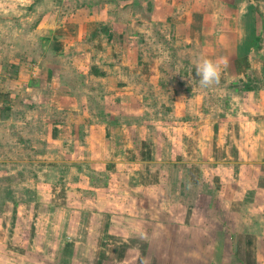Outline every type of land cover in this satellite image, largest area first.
<instances>
[{"label": "crops", "instance_id": "1", "mask_svg": "<svg viewBox=\"0 0 264 264\" xmlns=\"http://www.w3.org/2000/svg\"><path fill=\"white\" fill-rule=\"evenodd\" d=\"M195 1L96 0L72 15L58 17V25L49 26L50 18L43 17L39 31L46 30L47 36L39 39L41 54L33 53L22 64L11 61L15 66H0V183L12 179L13 183H22L20 189H4L10 201H15L12 204L27 200L34 207V203L42 204L44 194V199L52 201L53 190L47 181L51 167L69 163L87 168L90 164L104 171L109 168L110 182L104 189L111 205L120 198L124 206L133 198V208L137 214L143 212L144 224L150 225V231L141 232L130 226L132 218L127 212L116 215L107 204V209H99L103 219L106 213L113 223L116 217L122 219L119 227L110 223L104 228L110 235L144 240L147 248L143 260L130 262L124 257L104 260V264L172 262L170 248L178 231L175 204L185 199L195 208L210 206L227 189L221 174L227 178L232 174L225 167H232L234 174L229 182H250L241 190V209L231 208V214L241 219L246 216L251 227L259 226L257 231L232 232L244 238L248 234L257 240L255 244L264 241V66L228 65L232 62L228 55L244 57L248 47L245 26L235 30L233 49L219 46V56L224 57L215 58L224 61L219 87H224L227 97L213 107L212 87L200 86L191 51L193 44L203 47L213 39L212 34L203 32L204 27L198 32L194 26ZM216 5L220 6L221 0L207 3L219 18L214 12ZM241 7L237 19L247 22L250 12ZM139 21H143V30L131 32ZM209 51L205 50L204 57L211 58ZM163 87L180 90L170 100L158 94L152 100L148 90L155 88L158 92ZM153 103L159 118L152 117ZM153 125L159 154L151 164H159L161 172L156 184L138 185L143 182V164L147 163L143 153L150 158L139 129L146 127L149 132ZM165 164H169L167 169ZM171 164L173 170L169 169ZM7 168L13 176H4ZM216 177L221 186L214 189L209 183ZM184 184L187 189L182 195ZM142 198L143 210L139 206ZM211 211H203L205 215L199 218L203 234L205 223H212ZM161 223L166 229L159 237ZM182 229L191 231L187 226ZM185 233L183 241L189 245L190 233ZM158 246V252L153 250ZM245 263L242 259L241 264Z\"/></svg>", "mask_w": 264, "mask_h": 264}, {"label": "rangeland", "instance_id": "2", "mask_svg": "<svg viewBox=\"0 0 264 264\" xmlns=\"http://www.w3.org/2000/svg\"><path fill=\"white\" fill-rule=\"evenodd\" d=\"M94 1L96 0H0V66H10V64L15 66L14 64L17 62L22 64L30 59L33 53L41 54L43 47L39 45V41L47 34L46 30L39 31L43 17L50 18V21L47 22L49 26L53 23L58 25L56 22L58 17L64 18L72 15L77 8L89 7ZM98 1L106 2L108 0ZM208 2L209 0H196L192 9V13L196 14L194 23L196 30L201 32L204 27V33L213 35L211 44L205 42L203 47L193 44L191 51L193 52L194 65L196 66L199 60L205 56V50H210L211 58L214 60L216 57L223 58V55L219 56V52H222V48L219 46H223L225 50L227 48L232 50L234 47L232 37L236 34L235 30L241 31L245 26L249 35L251 34V37L248 33L245 35L247 36L245 40L248 42V47L244 49L246 54L237 59L234 55H228V60H232L228 65L264 66V0H221V5H216L214 8V12L216 11L221 19L214 16L213 11L207 6ZM241 2L244 3L242 7L240 6ZM240 7L244 12L247 10L250 12L247 22L237 19ZM256 25L258 33H255ZM139 28L143 30V21L136 22L131 28V32L137 34ZM141 43L143 44V40ZM141 46L143 50V45ZM169 75V72H166V76ZM261 76L264 78V74ZM219 85L210 89L213 107L218 104L219 100L225 102L227 97V91ZM178 90L180 89L177 87H163L159 88L158 92L160 93L155 88H150L148 91L152 100L157 98V94L170 100L173 94L174 96L178 95ZM156 108L157 105L153 103V118L160 117ZM149 128V132L146 127L139 129L150 150V158L146 159L143 153V160H147V163L143 164V175H141L143 182L138 183L143 186L146 183L147 185L156 184L161 172L157 167L158 163V165L151 164L156 161V154H159V151L156 150L159 141H157L156 127L153 125ZM190 149L192 153V146ZM167 160H170V156L167 157ZM86 165L87 168L69 163L63 167H51L47 181L48 186L51 185L49 189L53 190V197L50 201L44 199L46 194L42 196L41 203L47 202L45 206L34 203L33 207V203L31 204L27 200L16 201V206L12 204L15 201H10L4 189H10L13 186L20 189L22 183L19 180H23L22 178H18L17 184L13 183V179L7 181L8 183H0L2 187L0 188V264H104V260H121L124 257H128L130 262L145 258L147 248L143 245L144 240L139 241L135 238L128 240L126 235L122 237L117 236L116 233L110 235L109 231L104 229L108 227V224L113 223L110 221L111 216H108V213L103 219V213L99 211V209H107V206L111 205V200H109L111 197L105 195L104 189L109 186L110 182L109 168L104 171L105 169L99 166L92 168L90 164ZM168 166L169 164H165L164 169H167ZM9 169L7 168L8 174H4V176H13L12 170ZM169 169L173 170L174 165L171 164ZM227 169L228 174L233 176L232 167H225V170ZM221 176L226 180L227 189L222 191V194L210 206H200L204 212L208 211L207 213L211 209L213 210L210 212L212 223H205L204 234L199 230L198 225L201 215H205L200 207L195 208L191 203H189V208L186 207L184 204H189L185 199H180L175 204L174 219L178 224V231L173 236V247L170 248L172 262L167 264H241L242 259L245 260V264H264V241L255 244L257 240H253L248 234L244 238L242 234L232 232L234 229L242 233V230L257 231L259 228L256 225L251 227L248 224L249 221H246L248 220L246 216L241 219L240 215L233 216L231 214V208L241 209L238 206L241 205L239 199L243 194L241 190L248 188L250 182L239 180L234 185L228 181V178L231 180V175H228V178L224 174ZM213 183H209V186L214 189L216 186L220 188L219 178L216 177ZM186 189L187 187L182 195H185ZM190 190L192 189L190 188ZM262 197L260 195L259 200H262ZM133 201L132 198L130 202L127 201V204L122 206L120 198L114 199V205H111L110 209L116 211V215L127 212L132 218V220L129 219L132 228L141 232L145 229L148 230L150 225L144 224L143 212L137 214L136 209L133 208ZM150 203H153V199ZM81 205L82 207H80ZM139 206L143 210V198ZM115 220L113 224L119 227L122 219L116 217ZM240 220L243 222L238 224L239 222L236 221ZM165 223L168 224L166 220ZM182 226L191 228V231L182 229ZM165 229L166 227L161 223L157 231L159 237L165 233ZM185 232L190 233L189 245L188 241H183L182 236L186 234ZM182 244H187L188 250ZM128 247L132 250L129 251ZM159 248V246L154 247L153 250L158 252ZM143 262L139 264H143Z\"/></svg>", "mask_w": 264, "mask_h": 264}, {"label": "clouds", "instance_id": "3", "mask_svg": "<svg viewBox=\"0 0 264 264\" xmlns=\"http://www.w3.org/2000/svg\"><path fill=\"white\" fill-rule=\"evenodd\" d=\"M223 60H214L208 57H202L196 64V74L200 77L201 87L210 88L219 84L222 71L221 64Z\"/></svg>", "mask_w": 264, "mask_h": 264}]
</instances>
